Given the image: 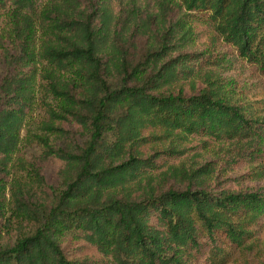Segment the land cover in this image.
<instances>
[{
	"label": "trees",
	"instance_id": "trees-1",
	"mask_svg": "<svg viewBox=\"0 0 264 264\" xmlns=\"http://www.w3.org/2000/svg\"><path fill=\"white\" fill-rule=\"evenodd\" d=\"M150 1L0 0V171L41 80L65 185L46 202L0 179V264H227L264 225V187L227 175L252 161L264 176V118L183 49L194 10L264 66V0Z\"/></svg>",
	"mask_w": 264,
	"mask_h": 264
},
{
	"label": "rangeland",
	"instance_id": "rangeland-1",
	"mask_svg": "<svg viewBox=\"0 0 264 264\" xmlns=\"http://www.w3.org/2000/svg\"><path fill=\"white\" fill-rule=\"evenodd\" d=\"M110 1L117 10L120 0ZM130 1L132 0H122L123 4ZM137 1L152 4L150 0ZM186 13L188 22L193 28V39L183 49L202 52L201 58L209 60L207 61L209 65L204 70L212 68L219 71L226 80V85L240 95V100L250 107L251 112L264 118V66L241 57L235 48L219 35L210 17L205 13L194 12V10ZM7 19L3 11L0 14V31L2 32L9 28ZM40 65V71L47 66L44 62ZM3 74L4 71L0 69V78ZM59 105L60 100L44 89L42 81L38 80L32 110L21 130L19 145L7 171L9 173L0 171V179L6 175L5 178L9 181L19 179L29 183L34 197L46 202L55 200L65 187L60 174L62 160L56 156H46L44 152V140L48 139V142L54 145L58 136L55 132L44 129L43 120L48 118L49 106L58 108ZM205 156L211 157L213 154L203 152L201 158ZM256 167V162L245 161L242 166L229 168L227 175L236 183L240 182L256 188L264 187V176L259 174V169ZM41 176L44 178L43 181ZM5 193L6 215H9L13 210L12 189L7 188ZM256 228L253 242L248 241L253 244L244 249H237L227 264H264V225ZM65 236L67 239L66 233Z\"/></svg>",
	"mask_w": 264,
	"mask_h": 264
}]
</instances>
